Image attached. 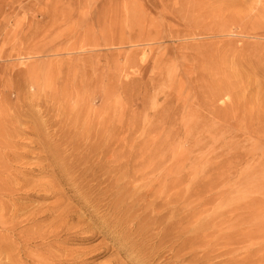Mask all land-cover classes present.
<instances>
[{
  "label": "rangeland",
  "instance_id": "1",
  "mask_svg": "<svg viewBox=\"0 0 264 264\" xmlns=\"http://www.w3.org/2000/svg\"><path fill=\"white\" fill-rule=\"evenodd\" d=\"M0 145L2 264H264V0H0Z\"/></svg>",
  "mask_w": 264,
  "mask_h": 264
},
{
  "label": "bare ground",
  "instance_id": "2",
  "mask_svg": "<svg viewBox=\"0 0 264 264\" xmlns=\"http://www.w3.org/2000/svg\"><path fill=\"white\" fill-rule=\"evenodd\" d=\"M198 67H199V66H198ZM203 68H204V67H203ZM205 69H207V68L205 67ZM215 69H216V68H215ZM208 71H209V70H208ZM215 71H216V70H215ZM204 72H206V71H204ZM203 74H204V73H203ZM205 74H207V73H205ZM205 74H204V75H205ZM201 75H202V74H201ZM209 75H210V74H209ZM211 75H212V74H211ZM211 75H210V76H211ZM199 77H200V75H199ZM208 78H209V77H208ZM211 78H212V77H211ZM213 78H214V76H213ZM213 78H212V79H213ZM204 79H205V78H204ZM206 79H207V78H206ZM216 80H217V79H216ZM217 81H218V80H217ZM202 82H203V81H202ZM207 82L209 83V81H207ZM204 83H205V81H204ZM204 83H203V84H204ZM208 83H207V84H208ZM211 84H213V83H211ZM211 84H210V85H211ZM208 85H209V84H208ZM218 85H219V84H218ZM198 86H199V85H198ZM213 86H214V85H213ZM215 86H216V84H215ZM199 87H200V86H199ZM201 87H202V86H201ZM206 87H207V86H206ZM216 87H217V86H216ZM220 87H221V86H220ZM222 87H223V86H222ZM224 87H225V86H224ZM227 87H228V86H227ZM231 87H232V86H231ZM197 88H198V87H197ZM210 88H211V87H210ZM210 88H209V89H210ZM229 88H230V87H229ZM157 89H159V88H157ZM199 89H200V88H199ZM204 89H205V87H204ZM218 89H219V87H218ZM225 89H226V88H225ZM211 90H212V89H211ZM215 90H216V89H215ZM215 90H214V91H215ZM223 90H224V89H223ZM205 91H206V90H205ZM207 91H208V89H207ZM207 91H206V93H207ZM209 91H210V90H209ZM195 92H196V91H195ZM220 92H222V89L220 90ZM220 92H219V93H220ZM158 93H159V92H158ZM201 93H202V92H201ZM212 93H213V92H212ZM214 93H215V92H214ZM216 93H217V92H216ZM210 94H211V93H210ZM206 95H207V94H206ZM211 95H213V94H211ZM219 95H220V94H219ZM213 96H214V95H213ZM216 96H217V95H216ZM201 98H202V97H201ZM211 98H212V97H211ZM205 99H206V97H205ZM208 99H209V98H208ZM208 99H207V100H208ZM213 100H214V99H213ZM214 101H215V100H214ZM217 101H218V100H217ZM210 102H211V101H210ZM210 102H209V103H210ZM207 104H208V103H207ZM212 104H213V103H212ZM214 104H215V103H214ZM27 109H28V108H27ZM45 110H46V109H45ZM207 110H208V109H207ZM237 110H238V109H237ZM232 111H233V109H232ZM232 111H231V112H232ZM160 112H161V111H160ZM221 112H222V111H221ZM30 113H31V112H30ZM36 113H37V112H36ZM218 113H219V112H218ZM89 114H90V113H89ZM107 115H108V114H107ZM26 116H27V115H26ZM223 116H224V115H223ZM180 117H181V116H180ZM17 118H18V117H17ZM17 118H16V119H17ZM48 118L50 119V117H48ZM106 119H107V118H106ZM106 119H105V120H106ZM73 120H74V119H73ZM103 120H104V118H103ZM5 121H6V120H5ZM10 121H11V120H10ZM19 121H20V120H19ZM248 121H249V120H248ZM12 122H13V121H12ZM50 122H51V121H50ZM83 122H84V121H83ZM225 122H226V121H225ZM3 123H4V122H2L1 125H3ZM13 123H14V122H13ZM36 123H37V122H36ZM43 123H44V122H43ZM100 123H101V122H100ZM5 124H6V123H5ZM40 124L42 125V123H40ZM72 124H73V123H72ZM102 124H103V123H102ZM102 124H101V125H102ZM104 124H105V122H104ZM6 125H7V124H6ZM75 125H76V123H75ZM90 125H91V124H90ZM99 125H100V124H99ZM106 125H108V124H106ZM111 125H112V124H111ZM7 126H8V125H7ZM11 126H12V124H11ZM11 126H9V127H11ZM72 126H73V125H72ZM80 126H81V125H80ZM80 126H79V127H80ZM85 126H86V125H85ZM97 126H98V124H97ZM3 127H4V126H3ZM13 127H14V126H13ZM82 127H83V126H82ZM6 128H8V127H6ZM14 128H15V127H14ZM29 128H30V125H29ZM31 128H32V126H31ZM37 128H38V127L35 126V127H34V131H35ZM39 128H41V127H39ZM84 128H85V127H84ZM94 128H95V127H94ZM99 128H100V127H99ZM104 128H105V127H104ZM122 128H124V126H123ZM10 129L12 130V128H10ZM16 129L19 130V127H16ZM63 129H64V128H63ZM71 129H72V128H71ZM107 129H109V128H107ZM107 129H106V130H107ZM7 130H8L10 133L7 132ZM7 130L4 131V132L8 133L7 135H9V134H11L12 132H14V131L11 132V130H9V129H7ZM13 130H15V129H13ZM17 130H16V131H17ZM46 130H47V129H46ZM56 130H57V129H56ZM72 130H73V129H72ZM82 130H84V129L82 128ZM87 130H88V127H87ZM87 130L85 129V131H87ZM100 130H101V129H100ZM102 130H103V126H102ZM102 130H101V131H102ZM111 130H113V129L111 128ZM123 130H125V129H123ZM16 131H15V132H16ZM27 131H28V130H27ZM29 131H30V130H29ZM49 131H50V130H49ZM65 131H66V130H65ZM88 131H90V128H89ZM103 131H104V130H103ZM103 131H102V133H103ZM109 131H110V130H109ZM25 132H26V131H25ZM59 132H60V131H59ZM63 132H64V131H63ZM66 132H67V131H66ZM69 132H70V131H69ZM99 132H100V131H99ZM99 132L97 131L98 134H101V133H99ZM107 132H108V131H107ZM122 132H124V131H122ZM16 133H18V132H16ZM60 133H61V132H60ZM82 133H83V132H82ZM91 133L93 134V132H91ZM109 133H112V132L110 131ZM119 133H120V131H119ZM250 133H251V132H250ZM36 134H37V133H36ZM95 134H96V132H95ZM117 134H118V133H117ZM13 135H14V134H13ZM13 135H12V137H13ZM42 135H43V134H42ZM54 135H55V134H54ZM59 135H60V134H59ZM104 135H106V134H104ZM112 135H114V134H112ZM172 135H173V134H172ZM182 135H183V134H182ZM3 136H4V135H3ZM38 136H39V135H38ZM93 136H94V134H93ZM100 136H103V135H100ZM40 137H41V136H40ZM89 137H90V136H88V138H89ZM103 137H104V136H103ZM103 137H101V138H103ZM105 137H106V136H105ZM105 137H104V138H105ZM110 137H111V136H110ZM110 137H109V138H110ZM7 138H8V136H7ZM13 138H14V137H13ZM43 138H44V137H43ZM53 138H54V137H53ZM91 138H92V137H91ZM97 138H98V137H97ZM39 139H40V138H39ZM44 139H47V138H44ZM44 139H43V140H44ZM70 139H71V138H70ZM86 139H87V138H86ZM113 139H114V138H113ZM40 140H41V139H40ZM40 140H39V141H40ZM43 140H42L41 142H43ZM47 140H48V139H47ZM47 140H46V141H47ZM50 140H51V139H50ZM72 140H73V139H72ZM76 140H77V139H76ZM91 140H92V139H91ZM97 140H99V139H97ZM102 140H103V139H102ZM104 140H105V139H104ZM107 140H108V139H107ZM39 141H38V142H39ZM48 141H49V140H48ZM78 141H80V140H78ZM87 141H88V140H87ZM87 141H86V142H87ZM124 141H125V140H124ZM8 142H10V141H8ZM38 142H37V143H38ZM84 142H85V140H84ZM114 142H115V141H114ZM120 142L122 143V141H120ZM261 142H262V140H261ZM12 143H13V142H12ZM50 143H51V142H50ZM50 143H49V144H50ZM66 143H67V142H66ZM73 143H74V142L72 141V143H70V144H73ZM75 143H76V142H75ZM75 143H74V144H75ZM92 143H93V142H92ZM98 143H99V142H98ZM100 143L103 144L104 142H101V140H100ZM100 143H99V144H100ZM1 144H2V143H1ZM3 144H4V143H3ZM7 144H9V143H7ZM10 144H11V143H10ZM14 144H15V143H14ZM14 144H11V145H13V147H15ZM20 144H21V143H20ZM47 144H48V143H47ZM52 144H54V143H52ZM83 144H84V143H83ZM83 144H82V145H83ZM89 144H90V143H89ZM93 144H94V143H93ZM105 144H106V143H105ZM105 144H104V146H105ZM111 144H112V143H111ZM39 145H40V144H39ZM54 145H55V144H54ZM54 145H53V146H54ZM75 145H77V144H75ZM87 145H88V144H87ZM90 145H91V144H90ZM107 145H108V144H107ZM109 145H110V144H109ZM3 146H5V145H3ZM7 146H8V145H7ZM19 146H20V145H19ZM24 146H25V145H24ZM43 146H44V147H45V146H48V147H49V145H46V143H45V145H43ZM51 146H52V145L50 144V147H51ZM83 146H84V145H83ZM93 146H94V145H93ZM98 146H100V145H98ZM0 147L2 148L1 145H0ZM5 147H6V146H5ZM9 147L13 148V147L10 146V145H9ZM9 147L7 148L8 150H9ZM37 147H38V146H37ZM48 147H47V149H48ZM56 147H57V146H55V149L57 150ZM67 147H68V146H67ZM73 147H75V146L73 145ZM110 147H111V145H110ZM121 147H122V145H121ZM1 148H0V149H1ZM40 148H42L41 145H40ZM45 148H46V147H45ZM51 148H52V147H51ZM53 148H54V147H53ZM58 148H59V147H58ZM102 148H103V147H102ZM105 148H106V147H105ZM123 148H124V147H123ZM148 148H149V147H148ZM156 148H157V147H156ZM156 148H155V149H156ZM15 149H16V148H15ZM19 149H21V148H19ZM19 149H18V150H19ZM42 149H43V148H42ZM42 149H41V150H42ZM55 149H54V150H55ZM113 149H114V148H113ZM2 150H3V149H2ZM2 150H1V151H2ZM10 150L15 151L14 149H10ZM10 150H9V151H10ZM16 150H17V149H16ZM48 150H49V149H48ZM48 150H47V151H48ZM54 150L52 149L51 151H54ZM103 150H104V149H103ZM1 151H0V152H1ZM6 151H7V150H6ZM92 151H93V149H92ZM109 151H111V150L109 149ZM109 151H107V152H109ZM10 152H11V151H10ZM22 152H23V150H22ZM54 152H56V151H54ZM78 152H79V151H78ZM115 152H116V151H115ZM5 153H7V152H5ZM49 153H50V152H49ZM56 153H57V152H56ZM73 153H74V152H73ZM76 153H77V152H76ZM90 153H91V152H90ZM1 154H2V153H1ZM1 154H0V156H1ZM20 154H21V153H20ZM36 154H37V153H36ZM42 154H43V153H42ZM45 154H46V153H45ZM50 154H51V153H50ZM50 154H49V155H50ZM77 154H78V153H77ZM7 155H8V154H7ZM9 155H10V154H9ZM52 155H54V154L52 153ZM52 155H51V156H52ZM55 155H56V154H55ZM57 155H58V154H57ZM97 155H98V153H96V156H97ZM106 155H108V154H106ZM106 155H105V156H106ZM109 155H110V154H109ZM120 155H121V154H120ZM5 156H6V154H5ZM38 156H39V155H38ZM47 156H48V155H47ZM59 156H60V154H59ZM74 156H75V155H74ZM74 156H73V159H74ZM78 156H80V155H77V157H78ZM115 156H117V155H115ZM146 156H147V155H146ZM146 156H145V158H147ZM148 156H150V154H149ZM254 156H255V155H254ZM14 157H15V155H14ZM18 157H20V155H19ZM30 157H31V156H30ZM48 157H49V156H48ZM53 157H54V156H53ZM55 157H56V156H55ZM55 157H54V159H55ZM61 157H62V156H61ZM71 157H72V156H70V158H71ZM93 157H94V156H92L91 159H92ZM97 157H98V156H97ZM252 157H253V155H252ZM6 158L8 159V156H7ZM10 158H12V156H11ZM16 158H17V157H15V159H16ZM38 158H39V157H38ZM40 158H41V157H40ZM46 158H47V157H46ZM46 158H45V160H46ZM57 158H58V156H57ZM62 158H63V157H62ZM78 158H79V157H78ZM89 158H90V157H89ZM98 158H99V157H98ZM100 158H101V157H100ZM117 158H118V157H117ZM0 159H1V158H0ZM23 159H24V158H23ZM36 159H37V158H36ZM48 159H49V158H48ZM54 159H53V160H54ZM91 159H89V160L91 161ZM118 159H119V158H118ZM2 160H3V159H2ZM2 160H1V161H2ZM19 160H20V159H19ZM39 160H40V159H39ZM39 160H38V161H39ZM43 160H44V159H43ZM49 160H50V159H49ZM53 160H52V161H53ZM59 160H60V158H59ZM59 160L57 159L56 162H58ZM78 160H79V159H78ZM95 160H96V159H95ZM1 161H0V162H1ZM6 161H7V160H6ZM6 161H5V163H6ZM10 161H11V160H10ZM76 161H77V159L75 160V162H76ZM98 161H99V160H98ZM98 161H97V162H98ZM107 161H108V160H107ZM144 161H145V159H144ZM146 161H148V160H146ZM20 162H22V161H20ZM41 162H42V161H41ZM43 162H44V161H43ZM53 162H54V161H53ZM82 162H83V161H82ZM105 162H106V159H105ZM123 162H124V161H123ZM1 163H2V162H1ZM13 163H14V162H13ZM18 163H19V162H18ZM18 163H17V164H18ZM39 163H40V162H39ZM70 163H74V162H70ZM90 163H91V162H90ZM98 163H99V162H98ZM15 164H16V163H15ZM19 164H20V163H19ZM24 164H25V163H24ZM32 164H33V163H32ZM49 164H50V163H49ZM55 164H56V163H55ZM84 164H85V163H84ZM116 164H118V162H117ZM53 165H54V163H53ZM73 165H74V164H73ZM75 165H76V163H75ZM89 165H90V164H89ZM97 165H98V164H97ZM97 165H95V167H97ZM102 165H103V164H102ZM105 165H106V164H105ZM110 165H111V164H110ZM0 166H1V165H0ZM2 166H3V165H2ZM7 166H9V165H7ZM10 166H11V165H10ZM15 166H16V165H15ZM18 166H19V165H18ZM21 166H22V165H21ZM38 166H39V165H38ZM43 166H44V165H43ZM49 166H50V165H49ZM58 166H60V165L58 164ZM69 166H70V164H69ZM91 166H92V165H91ZM91 166H90V167H91ZM106 166H107V165H106ZM115 166H116V165H115ZM124 166H125V165H124ZM3 167H6V165L3 166ZM3 167H2V168H3ZM11 167H12V166H11ZM50 167H51V166H50ZM62 167H63V166H62ZM74 167H76V166H74ZM92 167H94V166H92ZM2 168H0V169H2ZM12 168H13V167H12ZM30 168H31V167H30ZM40 168H41V167H40ZM60 168H61V167H60ZM72 168H73V167H72ZM77 168H78V166H77ZM87 168H88V167H87ZM98 168H100V167H98ZM4 169H5V168H3V170H4ZM21 169H22V168H21ZM35 169H36V168H35ZM46 169H47V168H46ZM46 169H45V170H46ZM49 169H50V168H49ZM55 169H56V168H55ZM58 169H59V168H58ZM58 169H57V170H58ZM69 169H71V168L69 167ZM75 169H76V168H75ZM93 169H94V168H93ZM6 170H7V169H6ZM6 170H4V171H6ZM38 170H39V167H38ZM52 170H53V169H52ZM52 170H51V171H52ZM73 170H74V168H73ZM77 170H78V169H77ZM82 170H83V169H82ZM153 170H155V169H153ZM15 171H16V170H15ZM23 171H24V170H23ZM23 171H22V172H23ZM29 171H30V169H29ZM33 171H34V170H33ZM49 171H50V170H49ZM65 171H67V170H65ZM65 171H63V169H62V172H63V173H64ZM86 171H87V170H86ZM90 171H91V169H90ZM93 171H94V170H93ZM99 171H100V170H99ZM105 171H106V169H105ZM111 171H112V169H111ZM1 172H2V171H0V173H1ZM25 172H26V171H25ZM25 172H24V174H25ZM39 172H40V171H39ZM70 172H71V170H70ZM70 172L68 171L67 174L70 173ZM72 172H73V171H72ZM81 172H83V171H81ZM87 172H88V171H87ZM125 172H126V171H125ZM149 172H151V171H149ZM160 172H161V171H160ZM8 173H9V172H8ZM8 173H7V171H6V175H7ZM14 173H15V172H14ZM19 173H20V172H18V174H19ZM47 173H48V172H47ZM47 173H46V174H47ZM54 173H55V172H54ZM60 173H61V171H60ZM65 173H66V172H65ZM65 173H64V174H65ZM73 173H74V172H73ZM83 173H84V172H83ZM91 173H92V172H91ZM93 173H94V172H93ZM96 173H97V172H96ZM112 173H114V172H112ZM116 173H117V172H116ZM147 173H148V172H147ZM28 174H29V173H28ZM30 174H31V172H30ZM49 174H50V173H49ZM70 174H71V173H70ZM74 174H75V173H74ZM144 174H145V173H144ZM230 174H231V173H230ZM1 175H2V174H1ZM14 175H16V174H14ZM25 175H26V174H25ZM25 175H24V176H25ZM55 175H56V174H55ZM55 175H54V179H55ZM60 175H61V174H60ZM62 175H63V174H62ZM65 175H66V174H65ZM68 175H69V174H68ZM77 175H79V174H77ZM87 175H88V174H87ZM87 175H86V176H87ZM89 175H90V174H89ZM98 175H99V174H98ZM98 175H97V176H98ZM231 175H232V174H231ZM22 176H23V175H22ZM50 176H51V175H50ZM80 176H81V175H80ZM86 176H85V177H86ZM90 176H91V175H90ZM126 176H127V175H126ZM143 176H145V175H143ZM203 176H204V175H203ZM5 177H6V176H5ZM16 177H17V176H16ZM20 177H21V176H20ZM20 177H19V178H20ZM48 177H49V176H48ZM52 177H53V176H52ZM67 177H69V176H67ZM71 177H72V175H71ZM77 177H78V176H77ZM88 177H89V176H88ZM127 177H128V176H127ZM136 177H137V176H136ZM184 177H185V176H184ZM207 177H208V176H207ZM17 178H18V177H17ZM21 178L23 179L24 177H21ZM41 178H42V177H41ZM41 178H40V179H41ZM56 178H57V177H56ZM73 178H75V177H73ZM108 178H109V177H108ZM111 178H112V177H111ZM111 178H109V179L111 180ZM141 178H142V177H141ZM5 179H7V178H5ZM25 179H26V177H25ZM63 179H64V178H63ZM76 179H78V178H76ZM88 179H90V178H87V181H88ZM94 179H95V178H94ZM98 179H99V178H98ZM184 179H185V178H184ZM42 180H45V179H42ZM48 180H49V179H48ZM61 180H62V179H61ZM67 180H68V178H67ZM69 180L72 181V179H69ZM74 180H75V179H74ZM95 180H96V179H95ZM102 180H103V179H102ZM243 180H244V179H243ZM2 181H3V179L1 180V182H2ZM19 181H20V180H19ZM19 181H18V182H19ZM24 181H26V180H24ZM62 181H63V180H62ZM80 181H81V179H80ZM85 181H86V180H85ZM104 181H105V180H104ZM183 181H184V180H183ZM228 181H229V180H228ZM4 182H5V181H4ZM12 182H13V181H12ZM12 182H11V183H12ZM31 182H32V181H31ZM33 182H34V180H33ZM38 182H39V181H38ZM42 182H43V181H42ZM59 182H60V181H59ZM68 182H69V181H68ZM72 182H74V181H72ZM75 182H78V180H76ZM95 182H96V181H95ZM126 182H127V181H126ZM179 182H180V181H179ZM185 182H186V181H185ZM245 182H246V181H245ZM9 183H10V181H9ZM43 183H44V182H43ZM43 183H42V185H44ZM64 183H65V182H64ZM87 183H88V182H87ZM89 183H90V182H89ZM100 183H101V182H100ZM110 183H111V182H110ZM246 183H247V182H246ZM6 184H7V183H6ZM12 184H13V183H12ZM14 184H15V183H14ZM29 184H30V182H29ZM31 184H32V183H31ZM38 184H39V183H38ZM51 184H52V182H51ZM51 184H49V185L47 184L48 187H49ZM56 184H57V183H56ZM56 184H55V185H56ZM66 184H68V183H66ZM73 184H74V183H73ZM75 184H76V183H75ZM75 184H74V186H75ZM96 184H97V183H96ZM102 184H104V183H102ZM177 184H178V183H177ZM248 184H249V183H247V185H248ZM8 185H9V184H8ZM45 185H46V184H45ZM55 185H54V188H55ZM60 185H62V184H60ZM70 185H72V184H70ZM88 185H89V184H88ZM91 185H92V184H91ZM97 185H98V184H97ZM99 185H100V184H99ZM111 185H112V183H111ZM154 185H156V184H154ZM157 185H159V184H157ZM200 185H201V184L199 183V186H200ZM202 185L204 186V184H202ZM3 186H4V184H3ZM5 186H7V185H5ZM11 186H12V185H11ZM13 186H14V185H13ZM13 186H12V187H13ZM52 186H53V185H52ZM58 186H59V185H58ZM74 186H73V188H74ZM79 186H80V185H79ZM92 186H94V185H92ZM118 186H119V185H118ZM184 186H185V185H184ZM7 187H8V186H7ZM27 187H28V186H27ZM76 187L78 188V185H76ZM81 187H83V186H81ZM81 187H80V188H81ZM104 187H105V186H104ZM125 187H126V186H125ZM154 187H155V186H154ZM164 187H165V186H164ZM9 188H10V187H9ZM14 188H16V187H14ZM14 188H13V189H14ZM28 188H29V187H28ZM54 188H53V189H54ZM64 188H65V187H64ZM106 188H107V186H106ZM174 188H175V187H174ZM193 188H194V187H193ZM198 188H199V187H198ZM200 188H201V186H200ZM7 189H8V188H7ZM10 189H11V188H10ZM34 189H35V188H34ZM51 189H52V188H51ZM69 189H70V188H69ZM93 189H95V188H93ZM97 189H99V188H97ZM102 189H103V187H102ZM110 189H111V188H110ZM1 190H2V189H1ZM1 190H0V191H1ZM17 190H18V189H17ZM81 190H82V189H81ZM86 190H87V189H86ZM91 190H92V189H91ZM100 190H101V188H100ZM152 190H153V189H152ZM159 190H160V189H159ZM182 190H183V189H182ZM191 190H192V188H191ZM5 191H6V189H5ZM5 191H4V192H5ZM37 191H38V190H37ZM75 191H76V189H75ZM77 191H78V190H77ZM87 191H88V190H87ZM87 191H86V192H87ZM101 191H102V190H101ZM6 192H7V191H6ZM45 192H46V191H45ZM51 192H52V190H51ZM64 192H65V191H64ZM78 192H79V191H78ZM150 192H151V191H150ZM180 192H181V191H180ZM189 192H190V191H189ZM198 192H199V191H198ZM201 192H202V191H201ZM201 192H200V193H201ZM203 192H204V191H203ZM11 193H12V192H11ZM11 193H10V194H11ZM47 193H48V192H47ZM49 193H50V192H49ZM53 193H54V192H53ZM53 193H52V194H53ZM58 193H59V192H58ZM62 193H63V192H62ZM74 193H75V192H74ZM89 193H91V192H89ZM95 193H96V192H95ZM143 193H144V192H143ZM176 193H177V192H176ZM0 194H1V193H0ZM2 194L4 195L5 193H3V191H2ZM14 194H15V195H13V196L15 197V196H16V193H14ZM39 194H40V193H39ZM50 194H51V193H50ZM79 194H80V193H79ZM82 194H84V193L82 192ZM87 194H88V193H87ZM141 194H142V193H141ZM141 194H140V195H141ZM173 194H174V193H173ZM8 195H9V194H8ZM36 195H37V194H36ZM42 195H43V194H42ZM55 195H56V191H55ZM58 195H59V194H58ZM89 195H90V194H89ZM91 195H92V193H91ZM148 195H150V193H149ZM148 195H147V198L149 197ZM179 195H180V194H179ZM195 195H196V194H195ZM0 196H1V195H0ZM11 196H12V195H11ZM48 196H49V195H48ZM56 196H57V195H56ZM59 196H60V195H59ZM63 196L65 197V195H63ZM73 196H74V195H73ZM80 196H81V195H80ZM94 196H95V194H94ZM94 196H92V197H94ZM109 196H111V195H109ZM145 196H146V195H145ZM145 196H144V197H145ZM152 196H153V195H152ZM204 196H205V195H204ZM2 197H3V196H2ZM8 197H9V196H8ZM8 197H7V198H8ZM17 197H18V196H17ZM38 197H39V196H38ZM40 197H41V194H40ZM61 197H62V195H61ZM76 197H77V196H76ZM81 197H82V196H81ZM85 197H87V196H85ZM138 197H139V196H138ZM174 197H175V196H174ZM180 197H181V196H180ZM4 198H5V197H4ZM50 198H51V195H50ZM82 198H83V197H82ZM82 198H80V199L82 200ZM87 198H88V197H87ZM96 198H97V197H96ZM175 198H177V197H175ZM201 198H202V197H201ZM9 199H10V198H9ZM52 199H53V198H52ZM59 199H60V198H59ZM74 199H76V198H74ZM109 199H111V198L109 197ZM112 199H113V198H112ZM140 199H141V198H140ZM169 199H170V196H169ZM172 199H173V198H172ZM172 199H171V200H172ZM203 199H204V197H203ZM11 200H12V199H11ZM39 200H40V199H39ZM57 200H58V199H57ZM65 200H66V199H65ZM89 200H91V199H89ZM143 200H144V199H143ZM166 200H167V199H166ZM166 200H165V201H166ZM171 200H170V201H171ZM5 201H6V200H5ZM13 201H14V200H13ZM13 201H12V202H13ZM79 201H80V200H79ZM86 201H87V200H86ZM168 201H169V200H168ZM177 201H179V199H178ZM177 201H175V202H177ZM186 201H187V200H186ZM186 201H185V202H186ZM199 201H201V200L199 199ZM2 202H3V201H2ZM8 202H9V200H8ZM12 202H11V205H13ZM57 202H59V201H57ZM60 202H61V201H60ZM77 202H78V201H77ZM80 202H81V201H80ZM93 202H94V201H93ZM143 202H145V200H144ZM158 202H159V201H158ZM158 202H156V203H158ZM163 202H164V201H163ZM163 202H162V203H163ZM187 202H188V201H187ZM202 202H203V200H202ZM202 202H201V203H202ZM262 202H263V201H262ZM9 203H10V202H9ZM9 203H7V204H9ZM68 203H69V202H68ZM78 203H79V202H78ZM78 203H77V204H78ZM84 203H85V202H84ZM89 203H90V202H89ZM89 203H88V205L91 206V204H89ZM107 203H109V202H107ZM113 203H114V202H113ZM159 203H160V202H159ZM165 203H166V202H165ZM167 203H168V202H167ZM2 204H3V203H2ZM15 204H16V202H15ZM69 204H70V203H69ZM77 204H76V205H77ZM85 204H86V203H85ZM94 204H95V203H94ZM142 204H143V203H142ZM144 204H145V203H144ZM205 204H206V203H205ZM260 204H261V203H260ZM0 205H1V204H0ZM3 205H4V204H3ZM11 205L9 204L8 207L11 206ZM17 205H19V204H17ZM17 205H14V206H17ZM63 205H64V204H63ZM74 205H75V204H74ZM86 205H87V204H86ZM96 205H97V204H96ZM108 205H109V204H108ZM139 205H140V204H139ZM158 205H159V204H158ZM160 205H161V204H160ZM162 205H165V204H162ZM166 205H167V204H166ZM166 205H165V206H166ZM201 205H202V204H201ZM5 206H6V205H5ZM47 206H48V205H47ZM49 206H50V205H49ZM49 206H48V207H49ZM79 206H80V205H79ZM79 206H77V207H79ZM82 206H83V205L81 204L80 207H82ZM92 206H93V205H92ZM134 206H135V205H134ZM155 206H156V205H155ZM155 206H154V207H155ZM167 206H168V205H167ZM177 206H178V205H177ZM185 206H187V205H185ZM196 206H197V205H196ZM251 206H252V205H251ZM3 207H4V206H3ZM19 207H21V206H19ZM19 207L17 206L18 209H20ZM43 207H44V206H43ZM54 207H55V208L57 207V206H55V203H54ZM59 207H60V206H59ZM61 207H62V206H61ZM106 207H107V206H106ZM150 207H151V206H150ZM156 207H157V206H156ZM161 207H162V206H161ZM173 207H174V206H173ZM181 207H182V206H181ZM188 207H189V206H188ZM199 207H201V206L199 205ZM199 207H198V208H199ZM0 208H2V206H1ZM9 208H12V207H9ZM37 208H38V207H37ZM41 208H42V207H41ZM52 208H53V207H52ZM52 208H51V209H52ZM85 208H87V206H86ZM159 208H160V206H159ZM159 208H158V209H159ZM174 208H175V207H174ZM176 208H177V207H176ZM201 208H202V207H201ZM203 208H204V207H203ZM6 209H7V211H8L7 206H6ZM18 209H16V210L18 211ZM34 209H35V208H34ZM64 209H65V208H64ZM75 209H76V208H75ZM101 209H102V208H101ZM154 209H155V208H154ZM154 209H152V210H154ZM177 209H178V208H177ZM183 209H184V208H183ZM183 209H179V210H183ZM194 209H196V208H194ZM199 209H200V208H199ZM199 209H198V210H199ZM11 210H12V209H11ZM21 210H22V207H21ZM26 210H27V209H26ZM26 210H25V211H26ZM28 210H29V209H28ZM45 210H46V209H45ZM61 210H63V209H61ZM65 210H66V209H65ZM73 210H74V209H73ZM79 210H80V209H79ZM81 210H83V208H82ZM86 210H87V209H86ZM92 210H93V208H92ZM163 210H165V209H163ZM169 210H170V209H169ZM171 210H172V209H171ZM191 210H193V209H191ZM201 210H202V209H200V211H201ZM203 210H204V209H203ZM203 210H202V211H203ZM4 211H5V210H4ZM19 211H20V210H19ZM23 211H24V210H22V213H23ZM49 211H50V210H49ZM84 211H85V210H84ZM84 211H83V212H84ZM106 211H107V209H106ZM109 211H110V210H109ZM121 211H122V210H121ZM147 211H148V210H147ZM156 211H157V209H156ZM186 211H187V210H186ZM188 211L190 212V210H188ZM11 212H12V211H11ZM31 212H33V210L29 212L30 217H31ZM34 212H35V211H34ZM43 212H44V210H43ZM50 212H51V211H50ZM50 212H49V214H50ZM61 212H62V211H61ZM66 212H68V211H66ZM75 212H76V211H75ZM83 212H82V213H83ZM86 212H87V211H86ZM96 212H97V211H96ZM145 212H146V211H145ZM166 212H167V211H166ZM166 212H165V213H166ZM169 212H170V211H169ZM174 212H175V211H174ZM174 212H173V213H174ZM180 212H181V211H179V213H180ZM198 212H199V211H198ZM205 212H206V211H205ZM247 212H248V210H247ZM3 213H4V212H3ZM3 213H1V215H2ZM8 213H9V212H8ZM44 213H45V212H44ZM52 213H54V212L52 211ZM52 213H51V214H52ZM56 213H57V212H56ZM56 213H55V214H56ZM58 213H59V212H58ZM87 213H90V212H87ZM116 213H117V212H116ZM118 213H120V212H118ZM175 213H177V212H175ZM175 213H174V214H175ZM179 213H178V215H180ZM187 213H188V212H187ZM263 213H264V212H263ZM4 214H5V213H4ZM14 214H15V213H14ZM49 214H48V215H49ZM65 214H66V213H65ZM65 214H64V215H65ZM93 214L95 215V212H93ZM93 214H90V215H93ZM104 214H105V213H104ZM104 214H103V215H104ZM106 214H107V212H106ZM113 214H114V213H113ZM145 214H147V213H145ZM193 214H195V213H193ZM193 214H191V216H192ZM196 214H197V212H196ZM200 214H201V213H200ZM202 214H204V213H202ZM258 214H259V213H258ZM5 215H7V213H6ZM5 215H3V216L5 217ZM15 215H16V214H15ZM20 215H21V214H20ZM53 215H54V214H52L51 217H52ZM74 215H75V214H74ZM88 215H89V214H88ZM94 215H93V216H94ZM96 215H97V214H96ZM125 215H126V214H125ZM161 215H162L161 218H163V214H161ZM161 215H158V216H161ZM166 215H167V217H168V213H167ZM166 215L164 214V217H165ZM197 215H198V214H197ZM197 215H196V216H197ZM35 216H36V215H34V217H35ZM39 216H40V215H39ZM44 216H45V215H44ZM61 216L63 217V215H61ZM120 216H121V215H120ZM130 216H131V215H130ZM172 216L174 217V215H172ZM175 216H176V215H175ZM182 216H185V215L183 214ZM182 216H181V217H182ZM187 216H188V215H187ZM189 216H190V215H189ZM6 217H7V216H6ZM8 217H10V216H8ZM13 217H14V216H13ZM15 217H17V216H15ZM47 217H48V216H47ZM64 217H65V216H64ZM71 217H72V216H71ZM87 217H88V216H87ZM193 217H194V216H193ZM11 218H12V216H11ZM18 218H19V217H18ZM18 218H17V219H18ZM20 218H21V217H20ZM22 218H23V217H22ZM35 218H36V217H35ZM74 218H75V217H74ZM74 218H73V219H74ZM89 218H90V216H89ZM102 218H103V216H102ZM107 218H108V217H106V219H107ZM121 218H122V217H121ZM130 218H131V217H130ZM158 218H159V217H157V220H158ZM161 218H159V219H161ZM165 218H166V217H165ZM176 218H177V217H176ZM182 218H183V217H182ZM189 218L191 219V217H189ZM257 218H258V217H257ZM73 219H72V220H73ZM108 219H109V218H108ZM147 219H148V216H147ZM150 219H152V218H150ZM155 219H156V217L154 218V220H155ZM184 219H185V217H184ZM187 219H188V218H187ZM12 220H13V219H12ZM15 220H16V219H15ZM25 220H26V219H25ZM63 220H64V219H63ZM69 220H70V219H69ZM77 220H78V219H76L75 221H77ZM87 220H88V219H87ZM90 220H91V219H90ZM94 220H95V219H94ZM118 220L120 221L121 219H118ZM163 220H164V218H163ZM175 220H176V219H175ZM175 220H174V222H175ZM13 221H14V220H13ZM17 221H19V220H17ZM22 221H23V220H22ZM65 221H66V220H65ZM67 221H68V220H67ZM101 221H102V220H100V222H101ZM107 221H109V220H107ZM148 221H149V219H148ZM164 221H165V220H164ZM179 221H180V220H179ZM179 221H178V222H179ZM187 221H188V220H187ZM195 221H196V220H195ZM7 222H8V220H7ZM19 222H20V221H19ZM19 222H18V223H19ZM35 222H37V221L35 220ZM77 222H78V221H77ZM85 222H86V221H85ZM88 222H89V221H88ZM88 222H86V223L88 224ZM98 222H99V220H98ZM100 222H99V223H100ZM104 222H105V221H104ZM116 222H117V221H116ZM157 222H158V221H157ZM193 222H194V221H193ZM209 222H210V221H209ZM213 222H214V221H213ZM224 222H225V221H224ZM21 223H22V222H20V224H21ZM32 223H33V222H32ZM99 223H98V224H99ZM105 223H106V222H105ZM107 223H108V222H107ZM110 223H111V222H110ZM114 223H115V222H114ZM147 223H148V222H147ZM182 223H183V222H182ZM182 223H181V225H183ZM185 223H186V222H185ZM218 223H219V222H218ZM13 224H14V223H13ZM16 224H17V223H16ZM37 224H38V223H37ZM67 224H68V223H67ZM91 224H92V226L94 225L92 222H91ZM101 224L103 225V223H101ZM101 224H100V226H101ZM111 224H113V222H112ZM111 224H110V226H111ZM117 224H119V223H117ZM151 224H152V223H151ZM154 224H156V223H154ZM154 224H152V225H154ZM170 224H172V223H170ZM175 224H176V225H175ZM220 224H221V223H220ZM222 224H223V223H222ZM18 225H19V224H18ZM56 225H57V224H56ZM65 225H66V224H65ZM68 225H69V224H68ZM95 225H96V224H95ZM95 225H94V226H95ZM107 225H108V224H107ZM152 225H151V226H152ZM165 225H166V224H165ZM167 225H168V223H167ZM174 225H175V227H176V226L178 225V223L176 222V223H174ZM195 225H196V224H195ZM199 225H200V224H199ZM12 226H13V225H12ZM14 226H16V225H14ZM50 226H51V225H50ZM50 226H49V227H50ZM52 226H53V225H52ZM69 226H70V225H69ZM71 226H72V225H71ZM89 226H90V225H89ZM118 226H119V225H118ZM118 226H116V227H118ZM122 226H123V225H122ZM122 226H121V227H122ZM146 226H147V225H146ZM151 226H149V227L151 228ZM159 226H160V224H159ZM161 226H164V225H162V223H161ZM161 226H160V227H161ZM171 226H172V225H171ZM171 226H169V227H171ZM187 226H188V225H187ZM49 227H48V228H49ZM82 227H83V225H82ZM85 227H86V226H85ZM95 227H96V226H95ZM95 227H94V228H95ZM114 227H115V225H114ZM121 227H119V228H121ZM160 227L157 226L155 229L157 230V228H160ZM196 227H197V226H196ZM13 228H16V227H13ZM13 228H11V229H13ZM72 228H74V227H72ZM75 228H76V227H75ZM86 228H88V227H86ZM144 228H145V227H144ZM164 228H165V227H164ZM179 228H180V227H179ZM185 228H186V227H185ZM185 228H184V229H185ZM214 228H215V227H214ZM216 228H217V227H216ZM3 229H4V228H3ZM7 229H8V227H7ZM60 229H62V228H60ZM65 229H66V228H64V230H65ZM92 229H93V227H92ZM101 229H102V228H101ZM111 229H112V228H111ZM115 229H116V228H115ZM151 229H152V228H151ZM160 229H161V228H160ZM165 229H166V228H165ZM167 229H168V228H167ZM167 229H166V230H167ZM170 229H171V228H170ZM173 229H174V228H173ZM175 229H177V228H175ZM175 229H174V230H175ZM198 229H201V228H198ZM13 230H14V229H13ZM13 230H11V231H13ZM67 230H68V228H67ZM71 230H72V229H71ZM87 230H88V229H87ZM87 230H85V231H87ZM89 230H90V229H89ZM152 230H153V229H152ZM219 230H220V229H219ZM237 230H238V229H237ZM5 231H7V230H5ZM11 231H8V232L10 233ZM81 231H82V230H81ZM91 231H92V230H91ZM102 231H103V229H102ZM102 231H101V232H102ZM104 231H105V230H104ZM171 231L173 232L172 229H171ZM177 231H178V230H177ZM177 231H175V232L177 233ZM207 231H208V230H206L205 232L207 233ZM8 232H7V233H8ZM44 232H45V231H44ZM61 232H62V231H61ZM64 232H65V231H64ZM64 232H63V234H64ZM75 232H77V231H75ZM89 232H90V231H89ZM92 232H93V231H92ZM96 232H98V231H96ZM96 232H94V233L96 234ZM106 232H107V231H106ZM106 232H105V233H106ZM119 232H120V231H119ZM149 232H150V231H149ZM149 232H147V233H149ZM158 232H159V231H158ZM158 232H157V233H158ZM160 232H161V230H160ZM160 232H159V235H160V237H161L162 234H160ZM167 232H168V230L165 231L166 234L164 235V236H165L164 238H166ZM175 232H174V233H175ZM182 232H183V231H182ZM0 233H1V232H0ZM57 233H58V232H57ZM57 233H56V234H57ZM59 233H60V231H59ZM65 233H66V232H65ZM72 233H73V232H72ZM72 233H71V234H72ZM116 233H118V232H116ZM161 233H162V232H161ZM169 233H170V232H169ZM180 233H181V232H180ZM203 233H204V232H203ZM203 233L201 232V234H202V238H203V235H204ZM68 234H69V233H68ZM73 234H74V233H73ZM73 234H72V235H73ZM76 234H77V233H76ZM79 234H80V233H79ZM98 234H99V233H98ZM107 234H108V233H107ZM142 234H143V233H142ZM163 234H164V232H163ZM170 234H171V233H170ZM177 234H178V233H177ZM198 234H199V232L197 233V236H198ZM11 235H12V234H11ZM57 235H58L57 237H59V234H57ZM60 235H61V234H60ZM74 235H75V234H74ZM80 235H81V234H80ZM82 235H83V234H82ZM105 235H106V234H105ZM118 235H119V234H118ZM118 235H117V236H118ZM137 235H138V234H137ZM139 235H140V233H139ZM143 235H144V234H143ZM143 235H141V236H143ZM154 235H155V234H154ZM178 235H179V234H178ZM207 235H208V234H207ZM75 236H76V235H75ZM88 236H89V235H88ZM117 236H116V237H117ZM122 236H123V235H122ZM126 236H129V235H126ZM157 236H158V235H157ZM162 236H163V235H162ZM168 236H169V234H168ZM171 236H172V235H171ZM173 236H174V235H173ZM200 236H201V235H200ZM204 236H206V235H204ZM3 237H4V236H3ZM6 237H7V236H6ZM9 237H10V236H9ZM9 237H7V238H9ZM40 237H41V236H40ZM54 237H55V236H54ZM73 237H74V236H73ZM82 237H83V236H82ZM84 237H85V236H84ZM94 237H95V236H94ZM116 237H115V238H116ZM155 237H156V236H155ZM174 237H175V236H174ZM174 237H171V238H172L171 241L175 240ZM176 237H177V236H176ZM180 237H181V236H180ZM188 237H189V236H188ZM7 238H5V239H7ZM10 238H11V237H10ZM75 238H76V237H75ZM79 238H80V237H79ZM79 238L77 237V239H79ZM89 238H90V237H89ZM157 238H158V237H157ZM161 238H162V237H161ZM161 238H160V239H161ZM164 238H162V240H163ZM171 238H170V239H171ZM193 238H194V237H193ZM199 238H200V237H198V239H199ZM206 238H207V236H206ZM5 239H4V240H5ZM80 239H81V238H80ZM107 239H108V238H107ZM117 239H118V237H117ZM128 239H129V238H128ZM166 239H168V238H166ZM170 239H169V240H170ZM176 239H177V238H176ZM181 239H182V238H181ZM184 239H185V237H184ZM1 240H2V238L0 239V241H1ZM7 240H8V239H7ZM11 240H12V238H11ZM74 240H75V239H74ZM86 240H87V239H86ZM110 240H111V239H110ZM125 240H127V239L124 238L123 242H124V243L126 242V243L128 244V242L125 241ZM164 240H165V239H164ZM179 240H180V239H179ZM185 240H186V239H185ZM185 240H182V241L184 242ZM194 240H195V239H194ZM204 240H205V239H204ZM204 240H203V241H204ZM56 241H57V240H56ZM81 241H82V240H81ZM128 241H129V240H128ZM166 241H167V240H166ZM175 241H176V240H175ZM186 241H187V240H186ZM189 241H190V240H189ZM196 241H197V239H196ZM205 241H206V240H205ZM57 242H59V241H57ZM116 242H117V241H116ZM121 242H122V241H121ZM158 242H159V240H158ZM169 242H170V241H169ZM176 242H177V241H176ZM176 242H175V244H176ZM198 242H199V241H198ZM1 243H2V242H1ZM1 243H0V244H1ZM4 243H5V246H4V247H6V246H7L6 243H8V241H6V242H4ZM9 243H10V242H9ZM9 243H8V244H9ZM129 243H130V242H129ZM165 243H166V242H165ZM170 243H171V242H170ZM170 243H169V244L167 243L168 246L171 245ZM178 243H179V242H178ZM185 243H186V242H185ZM187 243H189V242H187ZM196 243H197V242H196ZM196 243H195V245H196ZM201 243H202V242H200V245H201ZM204 243H205V242H204ZM2 244H3V243H2ZM2 244H1V245H2ZM10 244H11V243H10ZM122 244H123V243H122ZM133 244H134V243H133ZM163 244H164V242H163ZM179 244H180V243H179ZM190 244H191V243H190ZM202 244H203V243H202ZM233 244H234V243H233ZM11 245H12V244H11ZM124 245H125V244H124ZM124 245H123V246H124ZM217 245H218V244H217ZM9 246H10V245H9ZM12 246H13V245H12ZM119 246H120V245H119ZM125 246H127V245H125ZM125 246H124V247H125ZM135 246H136V245H135ZM158 246H159V245H158ZM172 246H173V245H172ZM182 246H183V245H182ZM186 246H187V244H186ZM186 246H184V247H186ZM188 246L190 247V245H188ZM201 246H202V245H201ZM1 247H2V246H1ZM4 247H3V248H4ZM10 247H11V246H10ZM131 247H133V245H132ZM131 247H129V248H131ZM136 247H137V246H136ZM136 247H135V248H136ZM166 247H167V246H166ZM177 247H178V245L176 246V248H177ZM179 247H181V246H179ZM189 247H188V248H189ZM7 248L10 249V251L12 250V248H13V250L16 249V248H14V247H11V248L7 247ZM135 248H134V249H135ZM155 248L159 249L158 247H155ZM160 248H161V246H160ZM164 248H165V247H164ZM169 248H170V247H169ZM188 248H187V250H188ZM192 248H193V247H192ZM197 248H198V247H197ZM139 249L141 250V248H139ZM162 249H163V247H162ZM171 249H173V248H171ZM185 249H186V248H185ZM124 250H125V249H124ZM127 250H128V249H127ZM131 250H133V249H131ZM143 250H145V249H143ZM154 250H155V249H154ZM163 250H164V249H163ZM176 250H177V249H176ZM178 250H179V249H178ZM180 250L182 251L183 248H180ZM180 250H179V253H180ZM194 250H195V249H194ZM200 250H201V249H200ZM0 251H1V250H0ZM14 251H15V250H14ZM16 251H17V250H16ZM16 251H15V252H16ZM129 251H130V250H129ZM165 251H166V249H165ZM168 251H169V250H168ZM174 251H175V249H174ZM188 251H189V250H188ZM8 252H9V250H8ZM131 252H132V251H131ZM135 252H136V251H135ZM137 252H138V251H137ZM140 252H141V251H140ZM144 252H145V251H144ZM156 252H157V251H156ZM166 252H167V251H166ZM166 252H165V254H166ZM172 252H173V251H172ZM177 252H178V251H177ZM177 252H176V253H177ZM1 253H2V252H1ZM1 253H0V254H1ZM6 253H7V252H6ZM6 253L3 252L2 255H3V254L6 255ZM18 253H19V252H18ZM18 253H17V255H19ZM20 253H21V252H20ZM75 253H76V252H75ZM75 253H74V254H75ZM149 253H150V251L148 252V254H149ZM153 253H154V252H153ZM167 253L169 254L170 252H167ZM193 253H194V252H193ZM198 253H199V252H198ZM67 254H69V253H67ZM72 254H73V253H72ZM72 254H71V255H72ZM76 254H77V253H76ZM76 254H75V255H76ZM81 254H82V253H81ZM144 254H147V253H144ZM170 254H172V253H170ZM177 254H178V253H177ZM177 254H175V255L177 256ZM190 254H191V253H190ZM203 254H204V253H203ZM11 255H12V254H11ZM13 255L15 256V254H13ZM17 255H16V256H17ZM83 255H84V254H83ZM140 255H143V254H140ZM140 255L138 254L137 256H140ZM153 255H155V253H154ZM156 255H157V253H156ZM161 255H163V254H161ZM173 255H174V254H173ZM178 255H179V254H178ZM191 255H193V254H191ZM199 255H200V254H199ZM199 255H198V256H199ZM68 256H69V255H67V257H68ZM73 256H74V255H73ZM149 256H151V255H149ZM163 256H165V255H163ZM181 256H182V255H181ZM9 257L11 258L12 256L9 255L8 258H6V259H10ZM81 257H82V256H81ZM141 257H142V256H141ZM153 257H154V256H153ZM158 257H159V256H158ZM161 257H162V256H160V258H161ZM166 257H167V255H166ZM166 257H164V258H166ZM170 257H171V256H170ZM189 257H190V256H189ZM192 257H193V256H192ZM199 257H200V256H199ZM199 257H197V258L199 259ZM0 258H1V257H0ZM70 258H71V257H70ZM73 258H74V257H73ZM75 258H76V257H75ZM75 258H74V260H75ZM139 258H140V257H139ZM144 258H145V257H144ZM151 258H152V257H151ZM151 258H150V259H151ZM174 258H175V257H174ZM177 258H179V257H177ZM197 258H196V259H197ZM19 259H20V258H19ZM71 259H72V258H71ZM167 259H169V258H167ZM167 259H166V260H167ZM180 259H181V258H180ZM180 259H179V260H180ZM196 259H193V260H196ZM198 259H197V260H198ZM57 260H58V259H57ZM76 260H77V258H76ZM79 260H80V259H79ZM146 260H147V255H146ZM151 260H152V259H151ZM171 260H172V259H171ZM171 260H170V262H171ZM175 260H176V259H175ZM183 260H184V259H183ZM187 260H188V258H187ZM191 260H192V259H191ZM191 260H190V261H191ZM193 260H192V262H193ZM200 260H201V259H200ZM203 260H204V259H203ZM19 261H20V260H19ZM72 261H73V259H72ZM82 261H83V260H82ZM135 261H137V260H135ZM140 261H141V259H140ZM176 261H177V260H176ZM176 261H173V260H172V263H173V262H176ZM185 261H186V260H185ZM198 261H199V260H198ZM0 262H1V261H0ZM2 262H3V261H2ZM2 262H1V264H2ZM5 262H7V261L5 260ZM13 262H15V260H14ZM17 262H18V261H17ZM66 262H67V261H65V263H66ZM75 262H76V261H75ZM75 262H74V263H75ZM137 262H138V261H137ZM141 262H142V261H141ZM182 262H183V261H182ZM182 262H181V263H182ZM192 262H191V263H192ZM199 262H200V261H199ZM205 262H206V261H205ZM8 263H9V262H8ZM10 263H11V262H10ZM35 263H36V262H35ZM138 263L141 264L140 262H138ZM144 263H145V262H144ZM144 263H143V264H144ZM176 263H178V262H176ZM179 263H180V261H179ZM179 263H178V264H179ZM197 263H198V262H197ZM197 263H195V264H197ZM15 264H16V263H15ZM31 264H32V263H31ZM66 264H68V263H66ZM167 264H168V263H167ZM184 264H185V263H184ZM187 264H188V263H187ZM200 264H201V263H200ZM203 264H204V263H203Z\"/></svg>",
  "mask_w": 264,
  "mask_h": 264
}]
</instances>
